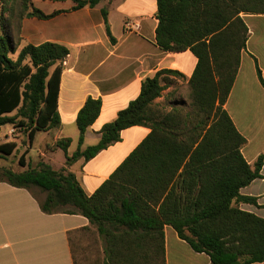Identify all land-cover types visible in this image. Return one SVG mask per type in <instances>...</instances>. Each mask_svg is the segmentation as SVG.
I'll use <instances>...</instances> for the list:
<instances>
[{"label": "trees", "instance_id": "obj_1", "mask_svg": "<svg viewBox=\"0 0 264 264\" xmlns=\"http://www.w3.org/2000/svg\"><path fill=\"white\" fill-rule=\"evenodd\" d=\"M70 1L76 10L95 7L102 0ZM155 1L157 46L165 52L189 50L197 59L188 82L193 112L154 109L153 101L165 87L162 83H168L164 76L183 77L177 71L161 70L146 78L139 96L101 128L96 145L81 148L101 108L99 99L89 97L76 117V151L68 155V138L50 147L61 149L69 166L79 159L87 162L119 142L123 130L150 129L91 196L65 168L56 171L43 162L25 165L23 154L18 163L26 169L14 172L0 167V182L30 190L46 214L87 218L103 241V264H165L166 225L193 251L208 255L211 264L262 263L264 219L239 209L240 203L256 204L255 198L239 192L262 177L264 153L253 167L247 164L241 154L246 140L223 106L247 40V27L239 14H264V0ZM58 13L45 14L32 0H0V135L3 126H18L31 143L36 133L60 124L57 99L68 49L50 42L19 49L22 19L45 20ZM101 13L114 41L107 12ZM16 148L15 142L2 143L0 153L10 156Z\"/></svg>", "mask_w": 264, "mask_h": 264}, {"label": "crops", "instance_id": "obj_2", "mask_svg": "<svg viewBox=\"0 0 264 264\" xmlns=\"http://www.w3.org/2000/svg\"><path fill=\"white\" fill-rule=\"evenodd\" d=\"M32 3L45 14L59 13L45 20L22 19L19 49L25 44L38 46L50 42L66 47L69 54L62 62L59 82L60 124L36 133L31 143L21 140V153L26 165L43 162L56 171L65 168L75 175L84 193L91 196L147 137L150 129L134 126L123 130L119 142L91 160L79 159L66 166L64 152L50 147L68 138L71 140L68 155L76 151L79 138L76 117L86 100L99 99L101 108L86 130L82 149L96 145L101 128L113 122L139 96L146 78L161 70L177 71L183 77L164 76L168 83H162L165 87L153 101L154 109L191 113L186 111L191 109L188 82L197 59L189 50L165 52L157 46L155 0H102L95 7L76 10L70 0H32ZM103 9L114 41L106 32ZM239 17L247 27V40L223 108L245 138L241 154L253 167L264 153V14L240 13ZM5 138L2 143L16 142ZM260 175L239 192L241 196L255 198L256 204L240 203L239 209L264 219V164ZM38 200L30 190L0 182V264L104 263L103 241L87 218L79 214H46ZM163 233L165 264H211L208 255L193 251L172 227L164 226Z\"/></svg>", "mask_w": 264, "mask_h": 264}, {"label": "rangeland", "instance_id": "obj_3", "mask_svg": "<svg viewBox=\"0 0 264 264\" xmlns=\"http://www.w3.org/2000/svg\"><path fill=\"white\" fill-rule=\"evenodd\" d=\"M187 112H193L192 107L191 109H187ZM13 129L14 131L12 133H9V131ZM9 137L12 139H16V144L18 148L15 149V151L10 156H6L4 154L0 153V167L8 168L14 172H21L22 170L26 169V167H21L18 163L19 157L23 154L21 153L22 147H21V140L29 141L28 135L26 132L23 131L21 127H14L12 125H5L1 128V138H0V144H2V141H4L6 138ZM23 163L26 165L25 156L23 154ZM36 165V164H35ZM34 165V166H35ZM32 166V165H31ZM33 166V167H34ZM33 191L39 195L40 198L44 197V194H40V192L37 189H33Z\"/></svg>", "mask_w": 264, "mask_h": 264}, {"label": "built area", "instance_id": "obj_4", "mask_svg": "<svg viewBox=\"0 0 264 264\" xmlns=\"http://www.w3.org/2000/svg\"><path fill=\"white\" fill-rule=\"evenodd\" d=\"M127 29H129V28H127ZM14 130L13 129H11V131L9 132V133H12Z\"/></svg>", "mask_w": 264, "mask_h": 264}]
</instances>
